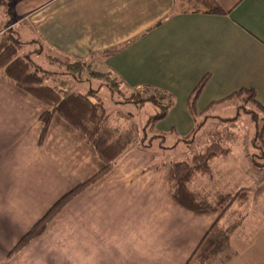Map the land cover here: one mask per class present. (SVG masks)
Wrapping results in <instances>:
<instances>
[{
	"label": "crops",
	"instance_id": "1",
	"mask_svg": "<svg viewBox=\"0 0 264 264\" xmlns=\"http://www.w3.org/2000/svg\"><path fill=\"white\" fill-rule=\"evenodd\" d=\"M13 10L22 40L88 64L127 90L150 87L173 97L153 127L155 142L178 135V146L198 126L195 142L208 113L242 90L255 91L264 108V0H18ZM205 77L194 119L189 99ZM46 110L0 72V264H187L217 221L219 229L236 225L228 240L233 255L219 254L212 264H264V187L242 172L249 164L253 176L264 168L230 144L191 190L213 203L247 189L248 203H233L224 215L184 208L171 192V165L179 162L136 145L10 256L56 202L103 167L58 116L41 142ZM239 115L228 121L236 124ZM172 148L159 146L163 154ZM248 219L260 226L247 237Z\"/></svg>",
	"mask_w": 264,
	"mask_h": 264
},
{
	"label": "trees",
	"instance_id": "2",
	"mask_svg": "<svg viewBox=\"0 0 264 264\" xmlns=\"http://www.w3.org/2000/svg\"><path fill=\"white\" fill-rule=\"evenodd\" d=\"M17 1H3L4 8L9 10L12 17H14L13 3ZM22 48L23 45L12 40L0 41V72L19 89L47 107V110L40 117L43 123L40 141L42 142L47 135L52 119L58 116L83 136L85 142L91 147L103 167L90 180L79 185L56 202L43 218L20 240L11 251L10 256L21 251L30 242L40 237L52 220L69 202L89 185L106 175L125 153L138 145L141 140L140 137L144 138L147 128H153L156 123L164 120L170 108L174 106L173 97L157 89L147 87L144 90L148 95L138 97L135 103L144 105L146 102H152L156 104L161 109L158 115L151 117L142 129L138 126H133L121 131L108 127L106 125L107 112L100 101H95L94 96H91L89 92L86 94L70 93L63 96L58 90L46 84L44 76L46 72L44 71L43 75H41V70L34 64L30 53L19 54ZM74 64L79 66L77 68L79 71L86 65L81 62H75ZM207 80V77H205L198 84L189 99V112L194 119L198 117L195 103ZM239 98L246 99V101L257 106L264 114V108L255 101V91L242 90L229 97L228 100H238ZM164 100H168L169 104L163 105L161 102ZM257 119L259 117L253 116V120L256 123ZM259 120L260 122L256 124L257 131L252 144L254 148L261 150L262 155L254 154L252 158L253 166L262 169L264 168V163L261 164L258 160L264 159V144L262 140L264 117ZM198 130L199 127L197 126L189 136L180 139V142L193 143L194 136ZM144 147H147V145H144ZM229 153V148L225 147L224 144L213 142L203 153L194 156L191 160L173 163L171 165V192L173 198L181 206L195 213L223 210V215L233 203L240 202L243 205L248 203L250 195L247 189L238 190L227 195H219L213 203H209L202 194L191 190L192 184L199 176L211 175V167L216 159L227 157ZM235 228L236 225L233 224L226 229H219L217 221L187 264H212L213 259L222 253L225 254V259L229 258L233 254L229 251L228 240Z\"/></svg>",
	"mask_w": 264,
	"mask_h": 264
},
{
	"label": "rangeland",
	"instance_id": "3",
	"mask_svg": "<svg viewBox=\"0 0 264 264\" xmlns=\"http://www.w3.org/2000/svg\"><path fill=\"white\" fill-rule=\"evenodd\" d=\"M3 1L0 0V41L12 40L23 45L19 54H31L34 64L41 70V75L44 71L46 72L44 76L47 85L58 90L63 96L70 93L89 92L91 96H94L95 101H100L104 105L107 112L106 125L121 131L133 126L142 129L151 117L158 115L161 111L159 106L152 102H146L144 105L135 103L138 97L148 95L145 90H127L113 76L97 73L88 64L79 71L77 69L79 66L75 65L74 62L66 60L55 53H48L45 49L43 51L39 46L40 44L34 45L25 36V41L22 40L21 37L17 36L19 29L15 25V19L10 16L9 10L4 8ZM39 54L40 57L36 58V55ZM168 102V100H164L161 103L168 105ZM238 114L240 115L237 122H235L236 124L228 121V119L237 117ZM208 116L205 121L206 125L199 131L193 144L180 142L178 146L174 145L173 147L178 135L168 136L166 139L159 138V142H155L157 137L153 132L154 129L147 128L144 138L140 137L141 140L138 145H147L148 147L153 145L154 153H158L159 157L166 162H187L194 156L203 153L213 142H221L224 146L230 144L234 147V151L247 149L252 155H262L261 150H257L252 145V140H254L257 131L256 124L260 122V118L264 117L257 106L246 101V99L239 98L214 107L208 113ZM253 116L259 117L257 123L253 120ZM159 146L161 150L163 148L165 150L166 147L173 148L163 154ZM258 161L261 164L264 163V159ZM251 167L250 164L246 165L242 172L248 179L252 177L253 183L260 185L261 188L264 187V170H255L253 176L247 170ZM239 173H241V170ZM244 175L242 178H244ZM213 188L219 191L220 186L218 184L213 185ZM254 194L258 195L259 193L256 191ZM259 211L262 210L259 209ZM254 216H258V214ZM246 224L248 226L246 232L245 230L244 232L247 237L260 226L258 222L253 223L252 219H248Z\"/></svg>",
	"mask_w": 264,
	"mask_h": 264
}]
</instances>
